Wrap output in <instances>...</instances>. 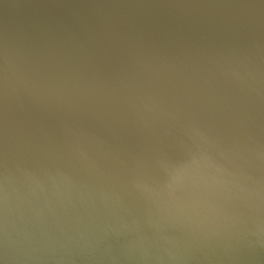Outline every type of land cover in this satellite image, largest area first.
<instances>
[{
    "label": "water",
    "instance_id": "1",
    "mask_svg": "<svg viewBox=\"0 0 264 264\" xmlns=\"http://www.w3.org/2000/svg\"><path fill=\"white\" fill-rule=\"evenodd\" d=\"M0 264H264V0H0Z\"/></svg>",
    "mask_w": 264,
    "mask_h": 264
}]
</instances>
